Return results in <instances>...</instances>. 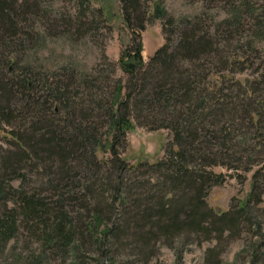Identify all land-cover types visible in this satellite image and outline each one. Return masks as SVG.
Here are the masks:
<instances>
[{
  "label": "trees",
  "instance_id": "obj_1",
  "mask_svg": "<svg viewBox=\"0 0 264 264\" xmlns=\"http://www.w3.org/2000/svg\"><path fill=\"white\" fill-rule=\"evenodd\" d=\"M120 1L127 28L143 30L141 1ZM37 10L29 0H0V44L17 35L23 14ZM132 33L131 45L118 63L130 78L126 94L121 97L120 82L108 105L92 93L82 104L65 93L39 98L29 80L8 77L11 61L0 52V123L8 127L17 121L26 123L9 132L10 150L0 146V256L11 241L26 234L25 240L40 245L33 264L54 257L78 258L86 246L103 260L112 244H120L147 263L159 243L172 247L175 239L186 237L198 244L215 241L205 253L204 264H221V243L246 226L260 230L264 96H255L257 83L250 81L243 89L236 82L241 94L233 98L229 87L209 89L198 64L199 57H216L222 72L247 60L230 64L212 37L188 24L174 47L161 48L145 65L139 37ZM179 61L190 65L181 66ZM51 100L61 101L64 107L52 111ZM95 115L106 122L111 140L98 136ZM148 119L173 134V146L163 161L137 166L159 175L153 185L129 179V167L115 150L133 123L145 126L140 121ZM99 147L109 151L110 159L98 161ZM215 165L244 173L260 166L252 175L247 200L228 212L213 211L206 203L208 186L222 181L209 171ZM29 168L47 175L36 188L28 187L23 173ZM14 181L20 182L18 188L12 186Z\"/></svg>",
  "mask_w": 264,
  "mask_h": 264
},
{
  "label": "rangeland",
  "instance_id": "obj_2",
  "mask_svg": "<svg viewBox=\"0 0 264 264\" xmlns=\"http://www.w3.org/2000/svg\"><path fill=\"white\" fill-rule=\"evenodd\" d=\"M140 1L144 29L131 31L123 21L120 0H29L38 10L23 14L17 35L4 45L0 44V52L11 61L8 77L14 81L29 80L39 98L65 93L75 103L79 100L82 104L92 93L108 105L114 101L119 83L123 88L121 97H124L130 82L118 63L122 52L131 45L132 32L139 37L142 60L148 65L157 51L167 45L174 47L180 32L193 24L220 45L222 57L230 64L235 60H247L245 65L230 66L228 71L221 72L218 58L199 57L198 64L205 74L203 84H208L209 89L211 85L222 89L229 87L228 94L233 98L241 94L237 83L243 89L246 81H250L257 83L255 96H264V0ZM188 64L180 62L181 66ZM61 104V101L51 100V110H61L64 107ZM95 117L98 136H102L103 141L111 140L106 122L99 120V115ZM140 123L145 126L133 123L116 143L115 150L118 158L129 167L126 171L129 179L140 178L153 185L160 179L159 175L137 166L163 161L173 146V134L168 129H160L161 123L157 120H141ZM19 124L17 121L8 127L0 123L3 149L12 148L9 132ZM96 156L98 161L110 159L109 151L104 153L100 147ZM258 168L260 166H253L244 173L243 170L229 171L221 165L212 166L209 171L221 176L222 181L208 186V207L223 213L244 203L251 192L252 175ZM103 170L99 175H103ZM23 173L29 188H36L47 176L42 170L31 168ZM12 186L18 188L20 182L14 181ZM262 196L264 198V193ZM258 220L261 223L259 231L246 226L240 234L221 243V264H264V217ZM23 235L7 245L0 256V264H33L31 262L40 253V245L36 240H25L26 234ZM215 245V241L198 244L195 238L181 237L173 241L172 247L159 243L157 253L147 263L138 261L120 244L109 245V254L103 260L98 258L93 247L86 246L78 258L75 255L66 259L54 257L41 264H204L206 251Z\"/></svg>",
  "mask_w": 264,
  "mask_h": 264
}]
</instances>
